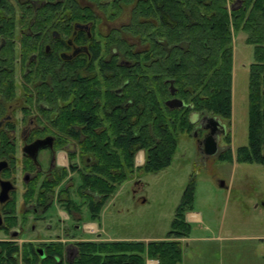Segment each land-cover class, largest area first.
<instances>
[{
    "label": "trees",
    "instance_id": "obj_1",
    "mask_svg": "<svg viewBox=\"0 0 264 264\" xmlns=\"http://www.w3.org/2000/svg\"><path fill=\"white\" fill-rule=\"evenodd\" d=\"M109 20L120 24L109 28ZM77 22L90 24V37L84 31L76 34L88 44V53L62 60L41 51L48 42L63 46ZM18 27V59L28 69L22 86L14 77ZM52 29L60 31L59 39H51ZM95 31L104 39L103 50ZM237 31L253 45L254 61L248 75V143L236 149V160L264 165V0H0V115L17 91L53 107V127L64 138L58 145L73 147L61 177L68 170L78 174L74 192L86 201L90 221H96L135 170L157 172L169 166L178 131L195 129L193 112L231 118ZM33 52L38 59L26 65ZM31 75L32 87L25 84ZM172 97L183 106L169 108L165 101ZM141 150L144 161L136 166ZM12 153L0 139V159ZM193 181L183 190L164 239L77 240V253L68 262L63 259L66 243L19 246L16 240H0V264H145L146 257L158 264H181L178 239L190 233L184 214L192 210ZM55 185L41 191L33 183L23 194L24 205L47 211L59 200L79 220L72 186L57 191Z\"/></svg>",
    "mask_w": 264,
    "mask_h": 264
},
{
    "label": "rangeland",
    "instance_id": "obj_2",
    "mask_svg": "<svg viewBox=\"0 0 264 264\" xmlns=\"http://www.w3.org/2000/svg\"><path fill=\"white\" fill-rule=\"evenodd\" d=\"M17 13L19 15V10ZM107 23L109 28L120 24L118 20H109ZM105 28L104 24L101 30L104 31ZM16 31L14 36L16 42L14 77L16 84L22 86L24 80L21 76L28 69L23 67V62L21 64L18 59L19 27ZM94 36L97 38L95 41L100 42L103 50L104 39L99 37L97 31L94 32ZM54 42L51 45L54 47L53 44H55V52L69 51V49L65 50L66 48L63 46H59V41ZM43 49L44 44L41 51ZM104 56L107 57V55ZM253 61V45L245 40L243 31H237L233 38L231 118L221 119L225 123L226 133L219 135L217 152L214 154L203 152L200 142L206 134L205 129L200 128L198 131H194L192 127L186 132L178 131L176 149L169 166L157 172L135 170L133 177L124 181L103 206L96 220L100 225L98 231L101 234L100 237L97 238L96 234L91 232L90 228H94L95 225L86 223V221H90L86 201L74 192L80 183V177L76 172L72 173L68 170L66 181L71 179L68 182L70 186L73 185L70 190L71 197L80 206L81 220L78 222L85 226L84 229L82 227L75 228L74 224L77 222L67 214L59 200L54 199V203L47 211L27 215L24 235L12 239L0 233V240H16L21 246L23 242L38 244L49 242L46 240L51 239H54V242H61V244L77 242V240H70L72 234H74V238L97 241L108 240L104 239L108 235L141 237L166 235L183 190L192 178L194 179L192 210L201 212L212 230L193 226L191 234H214L218 225L222 227V233H225L231 225L236 223L240 233L264 234V165L236 160V149L248 143V75L249 66ZM17 96L21 98V93L18 91ZM16 115L21 117L20 112H17ZM203 116L211 115L199 114L198 122ZM191 120L195 121L192 116ZM204 120L202 122H205ZM69 150H73V147L61 148L58 152L63 154L65 162L60 161L59 154L57 155L60 165L66 168L69 166ZM17 153L20 155L19 149ZM229 154L231 157L228 156ZM137 155L138 153L135 159ZM220 157L224 158L220 159ZM137 160H135L136 166L143 163L139 162L141 164L138 165ZM18 173V175L21 174L20 171ZM220 181L224 182V186L219 185ZM16 198L18 217H21L24 215V210L22 209L23 195L20 190L17 192ZM68 215L69 219L59 221V217L61 219ZM77 216L74 214V217ZM32 225L34 230H30ZM64 228L69 229L68 237L65 238L63 233L64 235L61 236L63 239L57 241L55 234L62 233ZM85 230L87 231L85 232ZM140 240L143 241L144 238ZM178 240L183 246L185 264H264V251L255 246L259 241L246 242L227 239L224 241L214 239L201 241L194 239L186 247L183 245L182 238ZM249 243H252L250 251L247 246ZM72 249L73 247H70V250ZM147 258L155 259L150 257L145 259ZM155 260L158 264V259Z\"/></svg>",
    "mask_w": 264,
    "mask_h": 264
},
{
    "label": "flooded vegetation",
    "instance_id": "obj_3",
    "mask_svg": "<svg viewBox=\"0 0 264 264\" xmlns=\"http://www.w3.org/2000/svg\"><path fill=\"white\" fill-rule=\"evenodd\" d=\"M75 24L73 25L71 36L65 39V43L63 45V48H66L65 50L69 49V51L59 50L58 53L55 52V45L53 44V49L51 45L52 42L45 43L43 50L46 53L52 54L56 59L58 56L62 60L71 59L83 52L88 53V44L82 43V40H80L76 34L84 31L87 36L90 37V24L84 23L88 25V29L75 27ZM50 34L52 40L59 39L61 36L60 31L56 29H52ZM62 53L66 55L65 58L62 57ZM37 56L38 53L33 52L28 57V60L25 64L29 65L31 60L38 59ZM23 75H26V72L25 74H22V79ZM27 80L29 81L25 82V84L32 87V75L31 77L27 78ZM44 82L46 83V80ZM47 82L51 83V80L48 79ZM27 95L28 96L21 95V98H18L17 96L16 100L9 103L7 105V109L0 115V139L9 143L13 150V153L9 156V158L0 159V161H6L5 167L0 170V180H7L11 184V188L8 191V198L5 201H0V233L5 236H9L12 239L19 238L21 235L26 233L24 231V225L27 221V218H23V215L18 217L17 212L18 204L16 195L19 190L23 195L24 192L28 190L33 183H35L37 188L41 191L46 189V187L51 184H56L55 187L58 191L61 187L65 188L68 184L66 181L67 177H61L63 174L62 167L64 166H61L60 162L57 160V155L59 154L58 152L61 150V147L58 144L64 140V138L53 127V122L55 121V111L51 105H48V103L45 105H40L42 103L39 102L37 104L34 96H32L30 92H27ZM58 101H60V99H58ZM17 112H20V118L18 115H16ZM202 121L203 120L196 122L198 129H196L195 126L194 131H198L200 128H203L207 133L208 129L205 128L206 120H204L205 122ZM44 138H49L51 145L37 149L35 153V159L23 150L24 146L37 139ZM18 149L20 150V155L17 153ZM41 153H43V155H41ZM59 159L60 161L65 162V157L62 153L59 154ZM18 171L21 172L20 175H18ZM27 208L28 212L24 213V216L26 217L30 213H43L44 211L42 208L39 209L35 204H29L26 207L23 203L22 209L26 211ZM67 214L72 216L71 218L77 222L74 224L75 228L82 227V223L79 224L78 222L81 220V218L76 220L74 218V214H70L69 212H67ZM69 215L62 217L61 219L59 217V221L62 222L65 219H69ZM30 230H34L33 225L30 226ZM68 231V228L62 229V233L55 234V239H57V241H61L63 239L61 236L64 234L66 238V236L69 234ZM73 235L74 234L70 236V240H82V238H74ZM70 247H73V249L70 250ZM39 253L44 257L45 253L43 251ZM76 253L77 249L73 245V242H68L66 243L63 250V259L67 262L71 261Z\"/></svg>",
    "mask_w": 264,
    "mask_h": 264
},
{
    "label": "crops",
    "instance_id": "obj_4",
    "mask_svg": "<svg viewBox=\"0 0 264 264\" xmlns=\"http://www.w3.org/2000/svg\"><path fill=\"white\" fill-rule=\"evenodd\" d=\"M143 152V151H142ZM144 154V152H143ZM139 155V154H138ZM137 155V157H138ZM138 159V158H137ZM136 160V159H135ZM143 160H144V156H143ZM141 164L138 162V165ZM185 221H187L189 223L190 226V232H191V228L193 226H199L202 227L205 230H212V228L209 226V223H207L203 217V214L199 211H194V210H189L185 213ZM85 222V221H84ZM86 223H91L94 224V228L91 229V232H94L98 237H100V232H98L100 230V225H98V223L96 221H86ZM84 225H82V229H84ZM217 231H215V233L210 234V235H193L191 233H189V235L187 237H182V239L184 240L183 245H185L186 247L189 246V242L194 241L195 240H201V241H208L211 239L214 240H218V241H224V240H236V241H246V242H251V241H261V243L258 242L257 246L260 249H263L264 251V234H251V233H240L238 232V224L236 223L235 225H231L230 228L227 229V231L225 233H222V227H220L219 225L216 228ZM87 230H85L86 232ZM166 237V235H159V236H153V237H141V236H112V235H108L105 236L104 239H108V240H136V241H142L140 239L144 238V242L147 243L150 240H158V239H164ZM262 237V238H259ZM249 247V250H251L252 248V243H249L247 245ZM183 247V246H182ZM183 252V250H182ZM183 253H182V257H183ZM156 260L155 259H145V264H156ZM181 264H185V260L184 257L182 258V262Z\"/></svg>",
    "mask_w": 264,
    "mask_h": 264
},
{
    "label": "water",
    "instance_id": "obj_5",
    "mask_svg": "<svg viewBox=\"0 0 264 264\" xmlns=\"http://www.w3.org/2000/svg\"><path fill=\"white\" fill-rule=\"evenodd\" d=\"M75 27L79 28H85L88 29L87 24H79L76 23ZM62 57L65 58L66 55L62 53ZM174 87L172 85V82L170 83V92L171 94L174 93ZM165 104L169 108H179L182 107L184 102L178 98V97H172L169 98L165 101ZM192 119L195 121L192 122H197L199 118V114L196 112L192 113ZM206 120L205 128L208 129V132L202 139V150L205 154H214L218 150V138L220 134H225L226 133V126L225 123L221 121V119L217 116H203L199 121L201 120ZM50 140L49 138H44V139H37L33 141L32 143L24 146V151L27 152L30 156L34 157L35 159V153L37 149L41 147H47L50 146ZM6 161L1 160L0 161V170L5 167ZM220 186H224V182L220 181L219 183ZM0 201H5L8 198V191L11 188V184L7 180H0ZM39 252H42V249H39Z\"/></svg>",
    "mask_w": 264,
    "mask_h": 264
},
{
    "label": "bare ground",
    "instance_id": "obj_6",
    "mask_svg": "<svg viewBox=\"0 0 264 264\" xmlns=\"http://www.w3.org/2000/svg\"><path fill=\"white\" fill-rule=\"evenodd\" d=\"M60 49H61V48H60ZM57 50H58V49H57ZM55 51H56V50H55ZM54 55H55V54H54ZM124 58H125V57H124ZM124 58H123V59H124ZM65 77H66V76H65ZM67 80H68V79H67ZM140 153H142V152H141V151H140V152H138V154H139V155H138V157H137V158H138V160H137V158H136V160H137L138 162H141V161L143 160V157H142V156H143V154H140ZM89 225H90V224H89Z\"/></svg>",
    "mask_w": 264,
    "mask_h": 264
}]
</instances>
